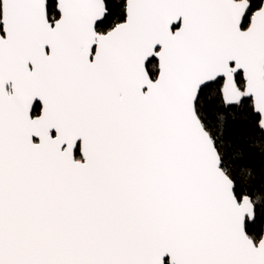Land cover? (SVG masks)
I'll list each match as a JSON object with an SVG mask.
<instances>
[{"label":"snow or ice","instance_id":"snow-or-ice-1","mask_svg":"<svg viewBox=\"0 0 264 264\" xmlns=\"http://www.w3.org/2000/svg\"><path fill=\"white\" fill-rule=\"evenodd\" d=\"M0 264H264V0H0Z\"/></svg>","mask_w":264,"mask_h":264}]
</instances>
